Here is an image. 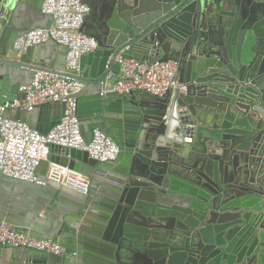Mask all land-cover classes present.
Returning <instances> with one entry per match:
<instances>
[{
	"label": "water",
	"instance_id": "water-1",
	"mask_svg": "<svg viewBox=\"0 0 264 264\" xmlns=\"http://www.w3.org/2000/svg\"><path fill=\"white\" fill-rule=\"evenodd\" d=\"M82 1L89 12L81 31L97 48L79 76L80 131L89 140L92 128H100L118 144L119 155L98 162L86 151L50 146L58 152L50 158L89 178L87 193L45 176L44 184L30 182H54L78 194L79 208L55 234L63 231L72 249L92 202L96 164L121 160L126 165L116 191L96 213L95 236L111 264H264V0ZM49 43L55 42L0 61L29 66L26 85L33 69L52 68L27 65L22 56ZM120 51L175 61L185 91L117 94L107 79L116 80L111 72ZM90 83L99 89L80 96ZM59 106L38 131L59 122ZM15 111L10 117L21 120L29 113ZM45 237L57 241L61 253L16 247L29 251L26 263L68 253L55 235Z\"/></svg>",
	"mask_w": 264,
	"mask_h": 264
},
{
	"label": "built area",
	"instance_id": "built-area-1",
	"mask_svg": "<svg viewBox=\"0 0 264 264\" xmlns=\"http://www.w3.org/2000/svg\"><path fill=\"white\" fill-rule=\"evenodd\" d=\"M41 11L51 15L48 26H35L17 35L11 50L24 53L32 46L54 41L65 47L64 69L35 68L30 81L10 98L0 102V172L17 181L44 184L36 168L48 160L51 145L80 149L98 162L115 161L119 146L98 127L91 130L85 140L80 131L77 115V93L84 83L80 59L97 48L96 39L81 31L89 6L82 0H42ZM118 73L111 86L117 94L133 89H144L161 95L168 89L185 91L186 84L178 80L177 63L173 60L149 58L142 60L122 51L115 56ZM49 102L64 104L57 124L46 133L33 128L27 121L10 117L8 110L33 111L38 105ZM45 177L80 193H87L89 178L67 165L48 162ZM0 246L24 247L59 255L60 244L47 237H37L27 230L15 228L0 221ZM73 256L76 251H72Z\"/></svg>",
	"mask_w": 264,
	"mask_h": 264
},
{
	"label": "crops",
	"instance_id": "crops-1",
	"mask_svg": "<svg viewBox=\"0 0 264 264\" xmlns=\"http://www.w3.org/2000/svg\"><path fill=\"white\" fill-rule=\"evenodd\" d=\"M42 0H0V58L18 59L20 54L11 50L14 38L35 26H48L51 19L40 11ZM8 52L6 53V50ZM23 63L31 66L45 65L54 70H62L64 66V48L55 43L35 47L23 56ZM92 60V53L84 54L80 59L82 74L85 75ZM29 66H16L0 61V101L8 97L24 85L30 77ZM112 74L117 77L118 66L115 63ZM114 79H107V87H111ZM99 88L96 84H88L80 93L87 97ZM59 103L49 102L38 105L33 111L25 114L27 121L33 128L49 121L53 115L59 113ZM15 110H8L9 116L15 115ZM58 152L49 151L48 160L42 161L36 168V174L43 178L47 171L48 162L57 160ZM61 164V163H60ZM65 165V164H62ZM126 163L119 160L103 165L97 163L92 172V202L88 214L81 226V237L72 245L65 233L55 234V229L75 208H79L78 194L54 182H48L41 187L36 184L17 181L0 172V221H7L14 227L28 230L37 237H52L68 251L58 257H48L44 262H25L28 250L10 246H0V264H111L110 256L98 243L95 236V224L100 201L109 199L118 186ZM68 249V250H67ZM76 251L73 256L71 252ZM44 258V256L40 257ZM47 258V257H45Z\"/></svg>",
	"mask_w": 264,
	"mask_h": 264
}]
</instances>
